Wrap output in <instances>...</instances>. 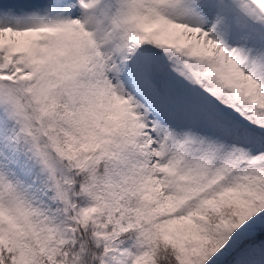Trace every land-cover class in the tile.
Returning a JSON list of instances; mask_svg holds the SVG:
<instances>
[{"label": "snow or ice", "instance_id": "snow-or-ice-1", "mask_svg": "<svg viewBox=\"0 0 264 264\" xmlns=\"http://www.w3.org/2000/svg\"><path fill=\"white\" fill-rule=\"evenodd\" d=\"M0 264H264V0H0Z\"/></svg>", "mask_w": 264, "mask_h": 264}]
</instances>
